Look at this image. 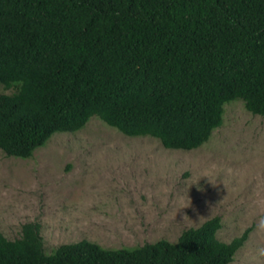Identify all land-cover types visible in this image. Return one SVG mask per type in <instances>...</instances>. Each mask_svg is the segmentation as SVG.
I'll return each instance as SVG.
<instances>
[{"label": "trees", "instance_id": "trees-1", "mask_svg": "<svg viewBox=\"0 0 264 264\" xmlns=\"http://www.w3.org/2000/svg\"><path fill=\"white\" fill-rule=\"evenodd\" d=\"M0 149L21 158L91 115L190 149L240 98L264 114V0H0ZM213 215L176 239L42 246L37 220L0 232V264H229L251 225L216 237Z\"/></svg>", "mask_w": 264, "mask_h": 264}, {"label": "rangeland", "instance_id": "rangeland-1", "mask_svg": "<svg viewBox=\"0 0 264 264\" xmlns=\"http://www.w3.org/2000/svg\"><path fill=\"white\" fill-rule=\"evenodd\" d=\"M213 215L221 240L251 225L229 264H264V114L240 98L223 103L221 124L195 148L127 135L93 114L28 157L0 149V232L14 238L37 220L45 252L81 238L104 247L173 241Z\"/></svg>", "mask_w": 264, "mask_h": 264}, {"label": "clouds", "instance_id": "clouds-1", "mask_svg": "<svg viewBox=\"0 0 264 264\" xmlns=\"http://www.w3.org/2000/svg\"><path fill=\"white\" fill-rule=\"evenodd\" d=\"M258 231L264 232V217H261L257 223ZM261 254L264 255V250H261Z\"/></svg>", "mask_w": 264, "mask_h": 264}]
</instances>
